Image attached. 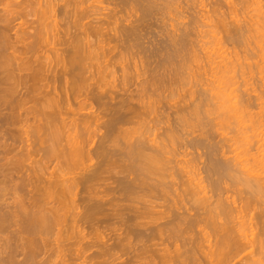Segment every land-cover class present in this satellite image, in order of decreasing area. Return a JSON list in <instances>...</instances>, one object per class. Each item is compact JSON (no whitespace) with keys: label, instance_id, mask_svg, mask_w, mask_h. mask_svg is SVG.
<instances>
[{"label":"bare ground","instance_id":"bare-ground-1","mask_svg":"<svg viewBox=\"0 0 264 264\" xmlns=\"http://www.w3.org/2000/svg\"><path fill=\"white\" fill-rule=\"evenodd\" d=\"M226 2L0 0V264H264V5Z\"/></svg>","mask_w":264,"mask_h":264},{"label":"rangeland","instance_id":"rangeland-1","mask_svg":"<svg viewBox=\"0 0 264 264\" xmlns=\"http://www.w3.org/2000/svg\"><path fill=\"white\" fill-rule=\"evenodd\" d=\"M197 1H199L200 3H199V2H196V1H193V0H189L188 5L185 6L187 10L184 9V8H185L184 5L182 6L183 9H182V7H181L182 10L179 9V10L182 12V14H185L184 12L186 11V14H185L186 18H185L184 20H183V18H182L184 15H183V16H182V15L180 16L179 14H177V13H179V11L175 10V8L172 9V13H173L172 17H175V18H176V16H177V18L175 19L176 21H177V19L179 20L180 18H182V19H180L181 22H180V23L178 22L179 24H181L183 21H185V22L187 23V22H189L191 19H192V20H193V19H197V18L199 19V17H201V16L204 14V13L201 12V9H204V8H203L204 6L206 7V8H205L206 10H204V11H206V12H207L208 10H209V11L212 10L213 7L215 6V4H217V3H219V4H217V5H220V8H221V9H222V7H224V5H225V7L227 6V2H226V0H203V1H202V0H197ZM201 1H202V4H201ZM223 1H224V2H223ZM258 1L261 3V5H262V4L264 5V0H258ZM179 2H180V1H179ZM181 2H184V0H181ZM203 2H204V5H203ZM195 3H196V4H195ZM213 4H214V6H213ZM223 4H224V5H223ZM250 4H251V3H250ZM201 5H202V7H201ZM222 5H223V6H222ZM263 5H262V6H263ZM188 6H190V7H188ZM198 7H201V8H198ZM255 7H256L255 5H250V8H249V9L251 10V9H253V8H255ZM211 8H212V9H211ZM198 9H199V10H198ZM226 9H227V8H223L222 11H223V10L225 11ZM174 10H175V11H174ZM184 10H185V11H184ZM188 10H189V11H188ZM173 11H174L176 14H175ZM195 11L197 12L198 15L196 14ZM202 11H203V10H202ZM170 12H171V11H170ZM194 12H195V13H194ZM200 12L202 13V15H201ZM199 13H200V15H199ZM252 13H253V12H252ZM167 14H168V12H167ZM194 14H195V15H194ZM211 14H212V12H211ZM174 15H175V16H174ZM178 16H180V18H179ZM185 16H184V17H185ZM190 16H191V17H190ZM196 16H197V17H196ZM169 17H170V16H169ZM169 17L167 16L168 20L171 21L173 18L170 17V19H169ZM192 17H193V18H192ZM171 18H172V19H171ZM201 18H203V17H201ZM186 19H187V20H186ZM188 19H189V20H188ZM168 20L166 19L167 23H169ZM175 20L173 19V21H175ZM182 20H183V21H182ZM199 20H201V22H202V20H204V19H199ZM199 20H198V21H199ZM185 22H183V23H185ZM199 22H200V21H199ZM199 22H196V24L198 23L196 26H197V27L200 26V28L202 29V26H201V24H199ZM201 22H200V23H201ZM175 23H177V22H175ZM198 25H199V26H198ZM181 27H183V26L181 25ZM204 29H205V28H203V31H206V29H205V30H204ZM207 29H208V28H207ZM198 30H200V29H198ZM201 31H202V30H201ZM221 36H222V35H221ZM194 37H195V36H194ZM208 37H209V38H208ZM219 37H220V36H219ZM194 39H195V38H194ZM199 39H201V38H199ZM202 40H203V39H202ZM195 41H197V40H195ZM204 41H205V42L208 41V44H209L208 47H210V42H212L213 39H212V37L207 36V37H205ZM209 41H210V42H209ZM212 43H214V44H212ZM212 43H211V44H212V48H213V49H211V50H213V51L218 50V47L220 48V47L223 45V44H221V45H217V46H216V44H215L214 41H213ZM213 45L216 46V47H213ZM225 45H226V43H224V45L220 48V50H219L220 52L218 51L219 53H222V52L225 53L226 50L228 51V49H229V51H230V49H231L230 45L227 44L226 47H225ZM214 48H215L216 50H215ZM223 48H224V49H223ZM255 49H256V48H255ZM222 50H224V51H222ZM231 50H232V49H231ZM229 51H228V52H229ZM216 52H217V51H216ZM228 52H226V53H228ZM230 52H231V51H230ZM230 52H229V53H230ZM189 61H190V60H188V62H189ZM193 61H194V60H193ZM209 61H210V62H209ZM211 61H212V60H208V61H207V60H198V61L195 60V62H193V63H192V61H190L189 65H187L188 62L185 60V62H187V64L185 65V67H186V66H187V67L190 66V67H188V69L191 68V67L194 65L193 68L189 69L187 73L190 72V74H191L192 72H194V71H193L194 69H197V71H196V73H197V72L199 71L200 66H201V68H202V66H203V65H207V63H208V65H210L209 63H211ZM213 61H214V62H215V61H217V62H219V61L222 62L223 60H213ZM226 61H228V60H226ZM230 61H233V60H230ZM259 61H260V62H259ZM185 62H184V64H185ZM228 62H229V61H228ZM235 62H237V63H238V62H241V63L244 65V67L246 66L248 69H250V67H252V68L254 67V68H253V71H254V72H252V74L255 73V72L257 71L255 74H253V76H255V77H254L255 80H254V79H251L252 81L254 80V82H250V83H254V84H252V85L250 86L251 88L254 87V89H256V88L258 89L259 87L262 86V83H263V85H264V80L261 79V78L264 77V76H262V75H264V60H255V59H254V60H236ZM257 62H259V63H257ZM241 63H240V64H241ZM245 63H246V64H245ZM256 63H257V64H256ZM191 64H192V65H191ZM238 64H239V63H238ZM242 64H241V65H242ZM259 64H260V65H259ZM182 65H183V63H182ZM197 65L199 66V68H195V67H198ZM208 65H207V66H208ZM251 65H252V66H251ZM183 66H184V65H183ZM187 67H186V68H187ZM257 67H258V68H257ZM186 68H185V70H186ZM201 68H200V69H201ZM203 68H204V69H203L204 72L202 71V69L199 71V72H202V79H204L205 76H206V77L208 76V77L211 78V75H209V74H210V73H209L210 71H208V72L206 71V72H207L206 74L209 73L208 75L205 74V69L207 70V67H206V66H203ZM209 68H210V67L208 66V70H210ZM190 70H191V71H190ZM251 70H252V69H251ZM259 70H260V71H259ZM262 70H263V71H262ZM186 71H187V70H186ZM261 71H262V72H261ZM259 72H260V73H259ZM187 73H186V74H187ZM203 73H204V74H203ZM197 74H198V73H197ZM197 74H196V75H197ZM204 75H205V76H204ZM185 76H186V75H185ZM187 76H188V75H187ZM261 76H262V77H261ZM183 77H184V75H183ZM185 78H186V77H185ZM185 78H184V79H185ZM188 78H189V77H188ZM259 78H260V79H259ZM182 79H183V78H182ZM191 79H193V75L191 76ZM200 79H201V77H200ZM205 79H206V78H205ZM205 79H204V80H205ZM186 80H187V79H186ZM193 80H194V79H193ZM191 81H192V80H191ZM236 81H237V82H241V81H242V78L238 77V79L235 80V82H236ZM261 81H263V82H261ZM184 82H185V80H184ZM184 82L182 81V82L178 83L179 85H175V86H174V88H175L176 90L178 89V91H176V93H177L176 96L174 95V97H176V98L173 97V101H171V103H173L175 106H176V102H177V101H178V102H182V101H183V100H182V97L184 96L183 93L186 92L185 95H187V91H188V90H189V92H190V91L193 90V88H195V90L197 89V85L192 84V83H194V82H190V81H189V82L191 83V85H190L191 87H190L188 84H186V82H185V84L183 85ZM187 82H188V80H187ZM189 82H188V83H189ZM200 84H201V83H200ZM257 84H258V86H256ZM186 85H187V86H186ZM194 85H195V87L192 88V86H194ZM177 86H178V87H177ZM181 86H182V87H181ZM185 86H186V87H185ZM180 87H181L182 89H180ZM184 87H185V89L188 87V88H187L188 90L186 89V91H185V90H184ZM250 87H249V88H250ZM262 87H264V86H262ZM189 88H190V89H189ZM198 89H200V88H198ZM198 89H197V90H198ZM260 89H261V88H259V90H260ZM182 90L185 91V92H183ZM179 91H180V92H179ZM178 92H179L180 94H179ZM181 93H182V94H181ZM179 95H180V96H179ZM178 96H179V97H178ZM184 97H185V96H184ZM171 100H172V99H171ZM174 100H175V101H174ZM181 100H182V101H181ZM166 109H167V110H166ZM166 109H165V110H166L167 113H165V114H168V113L171 114V113H173V110H175V108H172L173 110H172L171 108H170V109L166 108ZM214 109H215V108H213V109H212L213 111H211V112L214 113L215 116H214L212 113H211V114H212L211 116L209 115L210 113L207 114V115L209 116V118H210V119H208V121H207L208 116H207L206 114L202 113V114H201L202 116L199 117V120H201L202 122H204V121H205V122H209V120H211V121L214 120V121H213L214 123H212L211 121H210V122H211L212 124H216V123H217V124H220V123H221V122H220L221 120H219V119L217 120V118H220V115H218L219 117H217L216 114H219V113L221 112V110H214ZM254 109H255L256 111L259 112V109H258V108H254ZM254 109H253L252 111L255 112V113H257L256 111H254ZM158 110H159V112H157ZM158 110L156 111V112L158 113V115H160V114L163 113V112H162V111H163L162 109H158ZM168 110H169L170 112H169ZM216 111H217L218 113H216ZM161 112H162V113H161ZM215 113H216V114H215ZM169 114H168V115H169ZM203 114L206 115V118H205V116H204ZM220 114H222V113H220ZM156 115H157V114H156ZM192 117H194V116H192ZM192 117L190 116V117H189V120H191ZM212 117H214V118L211 119ZM196 119H197V117H196V118H192L191 122L188 121V123H186V125H185V128H187V129H186V132L184 131L185 128L182 129V130H183L182 132H185L186 135H187L189 132H190L189 134H192L194 131H197V130H198V128H197L198 125H197V124H198L199 122H198V119H197V120H196ZM205 119H206V120H205ZM193 120H194V121H193ZM223 120H224V118H223ZM201 121H200V122H201ZM216 121H217V122H216ZM205 122H204V123H205ZM215 122H216V123H215ZM219 122H220V123H219ZM226 122H227V123H226ZM226 122H225V121H222L223 125H224V123H226V124H225L226 126H225V125L223 126L222 124H220L219 126L215 125V126H217V127H215L216 130L218 129V132H219V134H218V132H216V134H217L218 137L220 136L219 138H217V136L215 135V136H216V140L214 139L215 141H217V142L220 141L222 135H223L222 138H223V137H226V138H227V136H228V137L230 136L229 138L234 137V135L236 134L235 130H236V131L239 130V128H238V127H239L238 123L236 124V122H233V124H232V123L228 124V121H226ZM153 124H154V123H151V125H153ZM187 124H188V125H187ZM193 124H194V125H193ZM195 124H196V125H195ZM231 124H232V125H231ZM196 126H197V127H196ZM229 126H230V127H229ZM192 127H193V128H192ZM224 127H225V128H224ZM219 128H220V129H219ZM228 128H229V129H228ZM236 128H237V129H236ZM195 129H196V130H195ZM221 129H222V131H221ZM190 130H191V131H190ZM192 131H193V132H192ZM224 131H225V132H224ZM182 132H178V133L180 134V135H177V136H176V137H178V138H175V137L173 138V139H174V142H173V143H174V146H173L172 148H173V150H174V149H175V150H174V152H173V151H172V152L175 153V154L178 153V152L176 151V150H178V149H179V151H182V152H183V150H180V148H179L180 146L178 145V144H180V142H179L180 138H179V137L182 135ZM191 132H192V133H191ZM220 132H221V133H220ZM229 132H230V133H229ZM233 132H234V133H233ZM185 133H184V134H185ZM214 133H215V132H214ZM226 133H228V134L226 135ZM225 135H226V136H225ZM231 135H232V136H231ZM191 136H192V135H191ZM181 137H182V136H181ZM189 138H191V137H189ZM258 138L260 139V137H258ZM258 138H257V137H254V142H255L256 140H258ZM223 139H224V138H223ZM177 140H178V141H177ZM180 141H181V140H180ZM175 142H176V143H175ZM214 143H215V142H214ZM176 144H177V145H176ZM241 144L243 145V143H241ZM241 144H240V142H239L238 145H237L236 147L240 146ZM241 148H242V147H240V149H241ZM175 151H176V152H175ZM256 151H257V150L254 149V150H252V153H250V154H253V153H255ZM188 152H191V153H192L191 149H189ZM193 153H194V152H193ZM186 159H187V158H186ZM191 159H192V155H191L190 157H188V160H191ZM202 175H203V174H202ZM202 175H201V176H202ZM204 176H205V174H204L202 177H204ZM205 184H206V183H205ZM206 185H208V183H207ZM229 194L233 197V194H232V193H229ZM234 198H235V194H234ZM236 198H237V197H236ZM238 203H239V200H238ZM254 221H255V220H254ZM252 222H253V220H252ZM255 222H256V221H255ZM255 222H254V223H255ZM256 232H257V231H256ZM107 233H109V231H108ZM107 233H105V234H107ZM105 240H106V239H105ZM103 241H104V240H103ZM119 253H120V252H119ZM119 253H118L117 256H121V253H120V255H119ZM123 257H124V256H123ZM124 258H126V257H124ZM122 259H123V258H122Z\"/></svg>","mask_w":264,"mask_h":264}]
</instances>
